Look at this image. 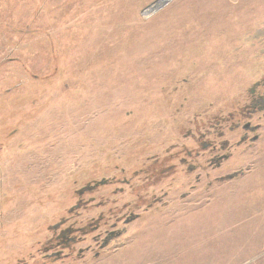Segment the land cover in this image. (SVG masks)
Wrapping results in <instances>:
<instances>
[{"label":"rangeland","instance_id":"rangeland-1","mask_svg":"<svg viewBox=\"0 0 264 264\" xmlns=\"http://www.w3.org/2000/svg\"><path fill=\"white\" fill-rule=\"evenodd\" d=\"M260 84L264 0H0V264H264V115L170 161Z\"/></svg>","mask_w":264,"mask_h":264},{"label":"flooded vegetation","instance_id":"flooded-vegetation-1","mask_svg":"<svg viewBox=\"0 0 264 264\" xmlns=\"http://www.w3.org/2000/svg\"><path fill=\"white\" fill-rule=\"evenodd\" d=\"M263 84V83H262ZM258 85V87L264 85ZM249 105L247 108L241 111L238 116L235 117L230 115L229 118L220 119L214 124H208L204 128V131L201 132L200 127L195 126V132L190 137L193 144L196 146V149L199 151L193 153V149H184L182 150L183 156L179 157V154L176 152L174 155H171L170 161H178L177 163L181 166H185L188 170L195 169L194 166L190 165L187 161L188 159L193 160H202L207 166L216 168L221 165L224 160L229 158V154L225 153L227 148L230 147L228 141L223 138V129L227 126L226 122L231 121L232 123L227 127L228 133L232 134L235 131L239 132V139L235 141L236 148L240 147L244 143L254 142L257 140L258 135L255 134L260 128L258 124H252L253 118L257 113L264 115V91L256 92L255 89L250 91V98L248 99ZM260 118V117H258ZM236 121V122H235ZM1 147V146H0ZM232 148V147H230ZM166 162H161V167L158 168L157 175L163 176L166 173H171L170 170H174L173 165H165ZM168 167V168H167ZM98 187V186H97ZM95 186H86L79 191V194L83 195L84 193H92L97 189ZM81 204V203H80ZM82 207V206H81ZM80 207V208H81ZM127 221H130V217ZM135 218V217H134ZM133 219V218H132ZM103 220L102 216H98L97 219L90 223L92 231H97L101 227V222ZM58 229V227H57ZM82 230V229H81ZM71 230H59L58 235H56L57 244L56 247H59L60 250H63L70 246V243L75 242V238L68 237V234H71ZM82 233H85L82 231ZM87 233V232H86ZM108 240V238L106 239ZM106 242V241H105ZM51 250V247L48 249ZM51 253L53 257L58 256ZM46 255L47 259H50L52 256Z\"/></svg>","mask_w":264,"mask_h":264}]
</instances>
